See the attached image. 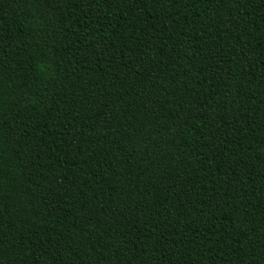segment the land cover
<instances>
[{"label": "trees", "instance_id": "16d2710c", "mask_svg": "<svg viewBox=\"0 0 264 264\" xmlns=\"http://www.w3.org/2000/svg\"><path fill=\"white\" fill-rule=\"evenodd\" d=\"M0 264H264V0H0Z\"/></svg>", "mask_w": 264, "mask_h": 264}]
</instances>
